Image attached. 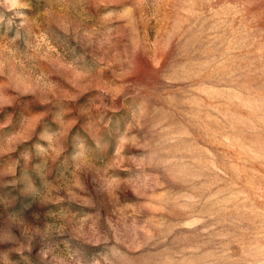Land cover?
Returning a JSON list of instances; mask_svg holds the SVG:
<instances>
[{"label":"rangeland","instance_id":"374dc122","mask_svg":"<svg viewBox=\"0 0 264 264\" xmlns=\"http://www.w3.org/2000/svg\"><path fill=\"white\" fill-rule=\"evenodd\" d=\"M0 264H264V0H0Z\"/></svg>","mask_w":264,"mask_h":264}]
</instances>
